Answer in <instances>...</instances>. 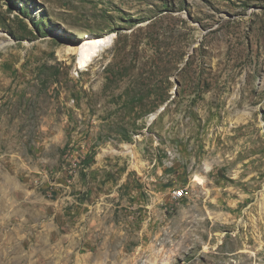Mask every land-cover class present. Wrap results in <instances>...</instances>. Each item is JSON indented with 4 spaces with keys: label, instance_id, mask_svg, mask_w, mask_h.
<instances>
[{
    "label": "rangeland",
    "instance_id": "374dc122",
    "mask_svg": "<svg viewBox=\"0 0 264 264\" xmlns=\"http://www.w3.org/2000/svg\"><path fill=\"white\" fill-rule=\"evenodd\" d=\"M216 263L264 264V0H0V264Z\"/></svg>",
    "mask_w": 264,
    "mask_h": 264
},
{
    "label": "bare ground",
    "instance_id": "6f19581e",
    "mask_svg": "<svg viewBox=\"0 0 264 264\" xmlns=\"http://www.w3.org/2000/svg\"><path fill=\"white\" fill-rule=\"evenodd\" d=\"M106 44L107 39L101 38L92 39L86 43H83L79 47H76L75 52L78 55L77 63L79 65V68L86 66L94 57H96L100 52H102L105 49Z\"/></svg>",
    "mask_w": 264,
    "mask_h": 264
},
{
    "label": "built area",
    "instance_id": "2783aa9c",
    "mask_svg": "<svg viewBox=\"0 0 264 264\" xmlns=\"http://www.w3.org/2000/svg\"><path fill=\"white\" fill-rule=\"evenodd\" d=\"M183 195V189L174 190L173 197L174 198H181Z\"/></svg>",
    "mask_w": 264,
    "mask_h": 264
}]
</instances>
